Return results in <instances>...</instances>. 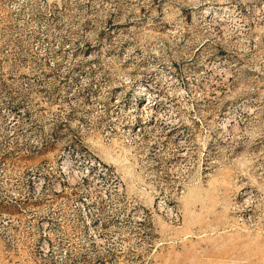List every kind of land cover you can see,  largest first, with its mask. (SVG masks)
Instances as JSON below:
<instances>
[{
	"label": "rangeland",
	"instance_id": "rangeland-1",
	"mask_svg": "<svg viewBox=\"0 0 264 264\" xmlns=\"http://www.w3.org/2000/svg\"><path fill=\"white\" fill-rule=\"evenodd\" d=\"M23 11L0 6V264H264V0ZM151 90L160 133L128 113ZM78 153L126 204L96 210Z\"/></svg>",
	"mask_w": 264,
	"mask_h": 264
},
{
	"label": "built area",
	"instance_id": "built-area-1",
	"mask_svg": "<svg viewBox=\"0 0 264 264\" xmlns=\"http://www.w3.org/2000/svg\"><path fill=\"white\" fill-rule=\"evenodd\" d=\"M36 1L43 5V0H0V6L10 3L14 19L24 6L22 17L29 18L33 15V12L26 10ZM17 11L19 12L17 13ZM63 162L72 184H83L89 189L90 194L95 199L96 210L101 209L106 212L116 211L117 207L120 208L123 204L127 203L128 198L124 193L121 182L112 168L101 159L93 156L85 159L78 153L75 158L70 156ZM128 205L135 209L133 204ZM157 205L158 207L165 208L172 215L171 207L164 200L160 199ZM142 211L141 209H135L133 213L140 219Z\"/></svg>",
	"mask_w": 264,
	"mask_h": 264
},
{
	"label": "bare ground",
	"instance_id": "bare-ground-1",
	"mask_svg": "<svg viewBox=\"0 0 264 264\" xmlns=\"http://www.w3.org/2000/svg\"><path fill=\"white\" fill-rule=\"evenodd\" d=\"M210 20L217 26H219L216 21L215 17L210 18ZM151 93L156 94L159 96L157 93V90H151L148 93L147 99L145 102L140 103V104H132V108L128 111V113H131V115H134L133 117H139L142 120V124H146L147 128H152L153 130L156 131V133H160L163 130V126L167 124H176V121H171L170 118H165V114L162 111V98L161 100L157 97H152L150 96ZM137 98H140V93L137 95ZM135 103V102H134ZM149 106L153 109V112H151L148 109H144L145 106ZM220 125V123H219ZM140 132V128L133 129V126H130L129 133L132 136L138 137V134Z\"/></svg>",
	"mask_w": 264,
	"mask_h": 264
}]
</instances>
